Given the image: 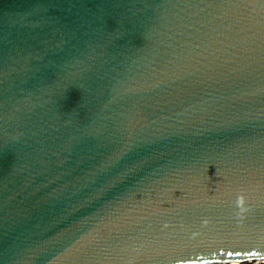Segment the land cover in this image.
<instances>
[{"label": "water", "instance_id": "obj_1", "mask_svg": "<svg viewBox=\"0 0 264 264\" xmlns=\"http://www.w3.org/2000/svg\"><path fill=\"white\" fill-rule=\"evenodd\" d=\"M263 259L264 0H0V264Z\"/></svg>", "mask_w": 264, "mask_h": 264}, {"label": "trees", "instance_id": "obj_2", "mask_svg": "<svg viewBox=\"0 0 264 264\" xmlns=\"http://www.w3.org/2000/svg\"><path fill=\"white\" fill-rule=\"evenodd\" d=\"M239 264H253L252 262H242V263H239ZM256 264H264V261H261L259 263H256Z\"/></svg>", "mask_w": 264, "mask_h": 264}, {"label": "rangeland", "instance_id": "obj_3", "mask_svg": "<svg viewBox=\"0 0 264 264\" xmlns=\"http://www.w3.org/2000/svg\"><path fill=\"white\" fill-rule=\"evenodd\" d=\"M254 264H256V263H254Z\"/></svg>", "mask_w": 264, "mask_h": 264}, {"label": "bare ground", "instance_id": "obj_4", "mask_svg": "<svg viewBox=\"0 0 264 264\" xmlns=\"http://www.w3.org/2000/svg\"><path fill=\"white\" fill-rule=\"evenodd\" d=\"M264 260V259H263Z\"/></svg>", "mask_w": 264, "mask_h": 264}]
</instances>
